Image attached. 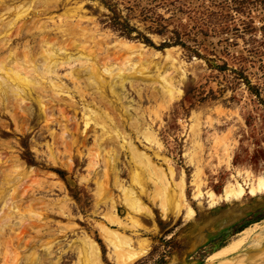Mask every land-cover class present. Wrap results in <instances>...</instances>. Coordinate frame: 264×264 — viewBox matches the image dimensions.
<instances>
[{
	"label": "rangeland",
	"instance_id": "374dc122",
	"mask_svg": "<svg viewBox=\"0 0 264 264\" xmlns=\"http://www.w3.org/2000/svg\"><path fill=\"white\" fill-rule=\"evenodd\" d=\"M30 1L17 0V5L26 11L21 17L25 19L24 29L33 32L37 17L33 12L35 6L28 8ZM47 12L45 15L40 12L38 19L43 22L52 15L55 20L71 16L76 21L79 17V23H75L95 36L91 44L108 47L109 52L119 51V47L115 50L118 42L135 45L133 68H139L137 52L142 51L147 61L144 72L135 75L134 87L127 84L126 91L132 104L140 107L144 123L156 133L162 154L171 160L177 178L184 173V203L190 205L194 215L186 217V206L179 211L173 207L164 210L156 185L135 174L137 191L140 186L146 189L140 195L146 209L133 214L141 223L133 226L128 210L121 203L120 189L113 185V177L109 175L99 180L105 179V185L111 188L118 207L116 214L128 227L102 220L101 215L109 213L110 207L102 204L97 213L93 209L97 199L95 176L104 171L105 164L95 157L91 140L85 147L80 141L83 159L76 157L72 170L54 164L44 146L50 141L48 132L41 130L44 119L39 117L37 104L29 100L26 102L29 117L18 113L16 123L6 110L5 115L0 113L3 127L14 132L16 126L26 124L23 134L17 130L15 135L2 140L12 145L14 155L25 164L26 174L36 170L32 177L23 178L26 185L34 181L27 193L39 196L48 192L47 205L33 208V212L41 215L33 219L35 228L27 226L21 235L22 245L26 241L37 243V259L21 264H76V246L84 233L99 245L104 264H117L113 249L101 235L100 220L135 240L139 237L149 242L147 251L127 264L220 263L225 257H213L215 252L238 237L244 228L264 222V194L247 193L233 202L213 206L206 194L209 190L221 194L234 175L244 183L245 170L264 174V0H61ZM52 25L49 23L48 27ZM29 33L17 39L18 47ZM115 57L113 66L123 60L122 53H116ZM163 76L171 77L180 93L164 95L160 86ZM150 96L157 99L149 101ZM138 112L135 110V115ZM68 115L72 112L68 111ZM71 123L69 128L73 131ZM52 128L60 131L57 124ZM140 148L144 150L142 145ZM145 151L152 155L150 150ZM0 152L4 163L8 150ZM128 160L123 154L117 162L119 176L127 185L134 176ZM90 161L97 163L96 171L92 168L90 172ZM52 171H60V180L67 189L68 196L62 204L58 200L65 193L49 183L58 180ZM238 171L242 174L238 175ZM32 214L23 204L13 223ZM40 224L44 225L41 237L36 232ZM249 242L250 239L240 250L250 248ZM3 251L0 249V264H17V250Z\"/></svg>",
	"mask_w": 264,
	"mask_h": 264
},
{
	"label": "bare ground",
	"instance_id": "6f19581e",
	"mask_svg": "<svg viewBox=\"0 0 264 264\" xmlns=\"http://www.w3.org/2000/svg\"><path fill=\"white\" fill-rule=\"evenodd\" d=\"M60 1H30L28 8L35 6L33 12L37 17L33 21L35 28L31 32L24 29L25 19L21 17L26 15V11H21L22 7L17 5V0H0V113L4 114L6 110L5 112L16 123L18 113L25 118L29 117L26 102L30 100L36 103L39 108V117H43L45 123L41 130L48 132L50 137V141L44 144L47 156L54 164H59L69 170L75 167L76 157L83 159V151L79 146L80 141L82 147H85L91 140L96 152L95 157L98 161L100 157L105 164L104 171L101 174L96 173L95 176L97 199L93 209V213H97V209L102 204L110 207L109 213L101 215L102 220L117 223L120 227H128L116 214L118 207L116 208L111 188L105 185V179L99 180L101 177L107 178L111 175L113 185L120 189V200L128 210L129 220L133 226L141 225L133 214L146 209L140 198L143 196L141 194L146 193V189L140 186V190L137 191L134 181L135 174L147 177L156 185L162 196L160 205L164 210L167 211L169 207H173L179 211L186 206V217L191 218L194 210L187 205V202L184 203V173L181 172L180 177L177 178L176 168L173 167L171 160L162 154V144L156 133L147 126V123H144L145 119L140 113V107L132 104L133 100L126 91L127 84L134 87L135 75L144 72V65L147 61L142 51L137 52L140 60L139 68H133L131 57L134 53L132 46L135 45L118 42L115 50L119 47V51L109 52L108 47L91 44L94 43L92 40L95 36L89 33L92 31L80 28L79 24H76L80 21L79 17L76 21L71 16L64 17V20L62 18L55 20L51 15L43 22L38 19L41 16L40 12L44 15L49 13L47 9L57 7ZM49 23L53 24L51 28L48 27ZM27 33H29L28 39L21 47H18L17 39L23 38ZM115 52L122 53L123 60L119 65L113 66L112 63L116 58ZM162 71L158 73L159 78ZM160 86L164 95L173 96L176 91L180 93L169 76H163ZM147 99L156 100L157 96H150ZM135 110H139L138 115H135ZM68 111L72 112L71 116L68 115ZM71 121L74 126L73 131L69 128ZM53 124H57L60 131L53 129ZM4 128L0 121V150H8L9 153L3 163L1 161L2 152H0V249L5 252L17 250L19 257L17 264L24 261L34 263L37 259V243L26 241L22 245L21 235L27 226L35 228L36 224L33 223V219L40 218L41 215L33 212V208L37 205H47L48 192L43 191L39 196L27 193L34 181L26 185L27 182H23V178L35 175V169H31L26 174L25 164L17 155H14L12 145L2 140V137L15 135L18 131L23 134L27 129L26 124H21V128L16 126V130L14 129L16 132L10 128ZM147 141L154 146H148ZM141 145L144 150L140 148ZM145 150H150L152 155ZM123 154L129 159L128 163L132 166L130 172L134 174L130 177L128 185L121 180L117 169L119 156ZM5 163L8 164L4 167ZM96 165L94 161L89 162L90 172L92 168L97 170ZM237 173L242 174L240 171ZM51 174L58 180L54 184L49 183L53 188H58L60 192L65 193L58 200L60 203L64 202L68 194L60 180L62 175L60 171L57 173L52 171ZM242 176L244 183H240L234 175L233 180L224 186L221 194L207 191L210 205L213 206L219 202H233L247 193L252 196L264 194V174L255 175L245 170ZM38 184L41 186L42 183ZM198 195L204 194L198 192ZM23 204L33 214L28 216L29 218L19 217V221L13 223L14 215L18 213L19 207ZM43 226L40 224V229H35L39 236L43 235L41 228ZM99 228L102 237L113 249L117 264H127L148 249L147 240L139 237L135 240L132 236L111 229L101 220ZM90 236L84 233L80 238L81 242L76 244V264H104L99 245ZM249 239L250 248L247 247L241 251L240 249ZM263 240L264 222L254 223L244 228L238 237L215 252L213 257H225L218 264H264ZM23 251L24 255L21 254ZM237 253L239 254L235 256Z\"/></svg>",
	"mask_w": 264,
	"mask_h": 264
}]
</instances>
